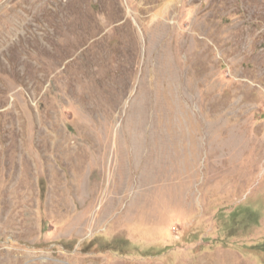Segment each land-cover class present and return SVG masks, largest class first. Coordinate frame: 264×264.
Segmentation results:
<instances>
[{"label":"rangeland","instance_id":"1","mask_svg":"<svg viewBox=\"0 0 264 264\" xmlns=\"http://www.w3.org/2000/svg\"><path fill=\"white\" fill-rule=\"evenodd\" d=\"M160 5L0 0V264H264V0Z\"/></svg>","mask_w":264,"mask_h":264},{"label":"bare ground","instance_id":"2","mask_svg":"<svg viewBox=\"0 0 264 264\" xmlns=\"http://www.w3.org/2000/svg\"><path fill=\"white\" fill-rule=\"evenodd\" d=\"M109 2H110V4H112V7H113V3H114V1L115 0H108ZM176 1L177 0H161V5H160V8L157 10V12L155 11L154 12V15H153V25H152V27H155L156 26V24H159L158 25V29H159V31L160 32H162V30L164 31V28L163 29H161L160 30V28H159V26L161 25L162 27L164 26L165 27V25H166V20L169 18V16L170 15H172V13H173V11H174V9H175V7H176ZM149 4V3H148ZM154 4V3H153ZM114 8H116V7H114ZM114 8H113V10H114ZM145 10V9H144ZM175 12V11H174ZM116 16V15H115ZM172 17V16H171ZM114 19V18H113ZM172 19V18H171ZM141 20V19H140ZM168 23H170V22H168ZM164 24V25H163ZM176 24V23H175ZM169 25V24H168ZM167 25V26H168ZM171 25H173L174 26V24H171ZM147 26V25H146ZM166 26V27H167ZM169 28V27H168ZM172 28V27H171ZM166 31L168 30V29H165ZM189 32V31H188ZM188 32H186V33H188ZM199 31L196 29V28H194V30H192L190 33H188L189 35H194V36H196L197 35V33H198ZM166 33V32H165ZM167 33H169V32H167ZM164 34V33H163ZM162 35V34H161ZM164 35H166V34H164ZM167 36H168V34H167ZM167 36H166V38H165V40L167 39ZM162 37V36H161ZM162 41V40H161ZM109 116H110V114H109ZM116 116V115H115ZM108 117V116H107ZM112 118V117H111ZM140 126V125H139ZM124 127V126H123ZM141 127V126H140ZM125 128V127H124ZM142 129L141 128H139L138 129V131L140 132ZM123 134V133H122ZM127 134V133H126ZM127 137H128V134L126 135ZM112 133H111V131H107L106 132V134L102 137V139H101V141L97 144V148H96V153H98L99 154V161L98 162H100L101 161V168L102 169H104V167L106 166L105 165V161H106V149H107V147L109 146V145H111L112 144ZM130 138H127V144H128V146H129V143H130V145H132V143H131V141L129 140ZM96 142V141H95ZM115 144H116V146L117 145H119L118 144V138L117 137H115ZM94 143V142H93ZM127 147V146H126ZM91 149V148H90ZM118 149H120V151H121V146H119V148ZM97 154V155H98ZM96 155V156H97ZM97 159V158H96ZM97 162V163H98ZM111 165V164H110ZM106 169V168H105ZM103 171V170H102ZM113 173V172H112ZM104 174V173H103ZM151 177V176H150ZM123 189V188H122ZM121 189V190H122ZM112 192V191H111ZM114 192V191H113Z\"/></svg>","mask_w":264,"mask_h":264}]
</instances>
